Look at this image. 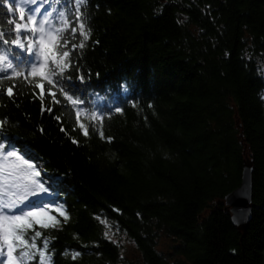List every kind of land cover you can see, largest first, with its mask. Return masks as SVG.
<instances>
[{"label": "trees", "instance_id": "obj_1", "mask_svg": "<svg viewBox=\"0 0 264 264\" xmlns=\"http://www.w3.org/2000/svg\"><path fill=\"white\" fill-rule=\"evenodd\" d=\"M0 141L59 181L25 264H132L110 230L140 264H264V0H0ZM246 157L243 233L225 198Z\"/></svg>", "mask_w": 264, "mask_h": 264}, {"label": "rangeland", "instance_id": "obj_2", "mask_svg": "<svg viewBox=\"0 0 264 264\" xmlns=\"http://www.w3.org/2000/svg\"><path fill=\"white\" fill-rule=\"evenodd\" d=\"M22 1L30 4L32 3V1L35 2L36 0ZM44 14L46 16V11L44 12ZM8 144V142L0 141V145H2V148H0V208L3 209L2 214L16 212L17 215L20 214V209H24V215L27 216L28 212L37 210L25 208V205L30 204L31 201L36 198L30 191L31 187H33L31 181L34 178L31 173L33 169L36 171H40L42 169V165L39 164L38 161H35V158L29 159L28 156L24 155V153L18 152L14 148H9L8 146H6ZM13 150L15 151L16 155L8 156L7 152ZM25 160L28 161V164L24 163ZM28 165H31L32 168L30 169ZM44 176L45 175H43V173L41 172V179L44 178ZM45 186L47 187L48 185L46 184ZM56 186L54 191L50 189L49 193H41V195H44L46 200L49 196L57 198L58 193L56 190ZM55 205L56 203H50L47 205V207L40 209L46 214L38 218L41 223H36L35 219H30L29 222H32V226L30 228L36 229L39 226L40 228L44 229H52L54 227H57V221L54 218L49 219V217H51L49 216L51 211L55 210ZM63 210L64 209L57 206V212L61 213V211ZM44 225H47V227H45ZM21 231V229H18L16 234L20 235L24 240ZM36 232L39 233V235L37 236H40L42 230L39 229ZM107 235L111 241L121 246L122 257L125 260L131 262L132 264H140L141 257L139 252L137 251L135 245L131 241H129L125 235L121 234L117 230H110ZM14 242L15 244L13 256L16 258L17 264L27 263V242L25 241L24 244H21L19 241ZM34 243L35 240H33V244ZM47 243L48 242L43 241V250L45 249ZM174 244L175 243L172 238L163 235L159 240L157 250L167 258H175V254H173ZM0 246V260L3 261L4 264H7V247L3 245L2 241H0Z\"/></svg>", "mask_w": 264, "mask_h": 264}, {"label": "snow or ice", "instance_id": "obj_3", "mask_svg": "<svg viewBox=\"0 0 264 264\" xmlns=\"http://www.w3.org/2000/svg\"><path fill=\"white\" fill-rule=\"evenodd\" d=\"M21 17H23V13H21ZM17 28L19 29L20 25H17ZM54 39V37L46 39L44 36H42L40 39V54L43 56L45 62H47L50 58H56V52L53 50ZM64 55H67V53H64ZM44 71V68L37 69L33 72V75L44 74ZM81 127H83V125H81ZM85 135H87V132H85ZM0 148H2V145H0ZM21 151L24 153V155L28 156L29 159H34L30 153V150L25 146H21ZM7 155L15 156L16 153L14 150L8 151ZM24 163L28 164V161L25 160ZM28 166L30 169L32 168L31 165ZM41 171L42 169L40 171L33 169L31 173L34 178L31 181L33 187H31L30 191L36 198L33 199L30 204L25 205V208L37 209L36 211H30L27 213V216H25L24 209H20V214L17 215L16 212L2 214L3 209L0 208V241H2L3 245L7 247V264H17V260L13 256L14 241H19L21 244L25 243L21 236L16 234L17 230L30 228L32 226V224L29 222L30 219H35L36 223H41L38 218L45 215L46 213L40 209L47 207V205L50 203L54 204L57 202L51 196H49L46 200L45 196L41 195V193L47 194L49 193L50 189L54 191L55 186L59 183V181L53 176H45L41 179ZM46 184L48 185L47 187L45 186ZM49 219H52V217H49ZM44 226L47 227V225ZM37 235H39V233H37Z\"/></svg>", "mask_w": 264, "mask_h": 264}, {"label": "water", "instance_id": "obj_4", "mask_svg": "<svg viewBox=\"0 0 264 264\" xmlns=\"http://www.w3.org/2000/svg\"><path fill=\"white\" fill-rule=\"evenodd\" d=\"M253 171V162L246 157L240 186L225 198L233 225L243 233L248 230L253 219Z\"/></svg>", "mask_w": 264, "mask_h": 264}]
</instances>
